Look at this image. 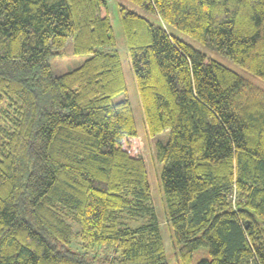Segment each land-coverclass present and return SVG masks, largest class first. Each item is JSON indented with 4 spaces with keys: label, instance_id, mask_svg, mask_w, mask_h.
Segmentation results:
<instances>
[{
    "label": "trees",
    "instance_id": "16d2710c",
    "mask_svg": "<svg viewBox=\"0 0 264 264\" xmlns=\"http://www.w3.org/2000/svg\"><path fill=\"white\" fill-rule=\"evenodd\" d=\"M127 1L158 19L118 6L177 263L264 264V91L168 31L264 81V0ZM115 44L105 0H0V264H168Z\"/></svg>",
    "mask_w": 264,
    "mask_h": 264
},
{
    "label": "rangeland",
    "instance_id": "374dc122",
    "mask_svg": "<svg viewBox=\"0 0 264 264\" xmlns=\"http://www.w3.org/2000/svg\"><path fill=\"white\" fill-rule=\"evenodd\" d=\"M108 4L110 10V18L113 33L116 39V44L111 50H115L119 57L122 66L123 76L125 80L126 90L125 92L116 95L113 98V102H121L126 100L132 110L137 135L139 139L140 148L142 151V155L144 158L147 176H148V183L151 190V201L150 204L153 207L155 214L157 216L158 224L160 233L164 243V249L167 256L168 264H178L177 258L173 253L172 247V240L169 232V228L167 226V218H166V208L163 200V194L160 186V173L162 169V164H159L154 157V147L157 143L165 144L169 138V130H165L154 137H151L147 133L144 114L142 110V106L139 99V94L136 86V82L134 79V74L131 66V62L129 59L128 50L123 38L120 20H119V9L118 6L125 8L128 11L134 12L139 14L140 16L146 17L150 22L157 24V18L146 11H144L139 6L127 1V0H105ZM168 31L175 36L176 38L180 39L181 41L187 43L188 45L192 46L193 48L199 50L202 54L205 55L207 59H213L218 61L219 63L223 64L224 66L228 67L229 69L235 71L239 74L243 79L251 83L252 85L262 89L264 91V81L259 79L256 76H253L233 62L228 59L217 55L215 52L208 50L206 48H202L199 44H197L193 39L188 37L187 35L179 32L178 30L170 27ZM58 56H51L48 60V64L51 69V73L54 76H59L65 73H68L79 66L83 62H85L89 55H82V56H75L72 54V44L68 41L64 47L59 51ZM3 110H8L12 113L11 108L7 105L2 107ZM73 226L74 231H77L78 227L74 223H71ZM71 247L73 250H81L82 245L77 238H73L71 242ZM108 251L105 249L91 251V254H96L97 256H103L107 254ZM209 255L205 249H199L198 251L194 252L192 256L191 264H197L202 259H208Z\"/></svg>",
    "mask_w": 264,
    "mask_h": 264
}]
</instances>
